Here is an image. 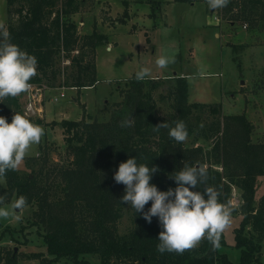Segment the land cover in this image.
Wrapping results in <instances>:
<instances>
[{
  "label": "trees",
  "instance_id": "trees-1",
  "mask_svg": "<svg viewBox=\"0 0 264 264\" xmlns=\"http://www.w3.org/2000/svg\"><path fill=\"white\" fill-rule=\"evenodd\" d=\"M85 2L6 0L8 16L0 31H7L12 42L37 57V74L30 83L46 84L56 79L57 60L62 57L68 60L69 72L59 86L84 89L95 85L96 48L104 43L105 35L96 29L90 34L78 33L71 16ZM124 15L126 11L119 21H124ZM221 16L233 22L264 20V0H229L221 8ZM157 79L137 80L134 73L107 121L91 120L87 116L58 122L64 129L66 150L71 155L65 164L53 163L48 168V150L39 147L37 156L25 160L30 173L16 169L2 177L5 187L0 192V200L6 203L19 195L27 197V206L33 208L30 224L36 227L51 256L31 252L25 254L26 258L38 259L40 264H55L61 258L72 264H262L264 193L257 204L254 199L256 177L264 175V143L252 142V124L244 113L220 118V104L189 102L188 80L182 74L173 76V85L167 94L172 100L170 110L164 115L157 114L151 95V90L160 85ZM205 107L209 108L212 120L205 122L200 133L213 142L208 151L201 144H178L168 136V129L156 128L164 120L170 124L183 120L191 136L198 131L201 119L195 111L201 112ZM15 112L23 113L19 96L0 101V115L6 116L9 122ZM132 115L134 126L121 127V121ZM129 156L157 166L151 183L161 190L176 187L170 174L182 167L183 162L209 163L208 184L219 189L220 199L229 202L232 186L240 194L242 217L234 229V244H227L222 232L218 246L202 239L182 253H160L157 244L162 228L158 218L153 217L148 223L130 206L131 228L121 233L118 222L127 205L119 199L125 186L116 183L113 174ZM150 204L151 201L145 209ZM231 248L239 251L236 261L229 257ZM89 255L97 260H89L86 257ZM0 261H3L0 264H16V254L11 250L3 258L0 252Z\"/></svg>",
  "mask_w": 264,
  "mask_h": 264
},
{
  "label": "rangeland",
  "instance_id": "rangeland-1",
  "mask_svg": "<svg viewBox=\"0 0 264 264\" xmlns=\"http://www.w3.org/2000/svg\"><path fill=\"white\" fill-rule=\"evenodd\" d=\"M100 1L109 2L112 14L117 10L121 11L123 7V0ZM153 2V10L156 11L153 14V23L157 26L149 30L151 38L148 43L145 42L141 31L133 34L124 32L130 26L127 23L117 26V31L123 34L113 50L106 49L110 46L107 41L96 48L98 69L95 72L97 80L93 87L75 89L59 86L69 72L66 68L69 63L67 58L61 57L57 60L56 79L40 84L42 94L40 112L35 111L26 115L44 128V134L38 144L29 148L17 168L20 173L31 172L25 160L37 156L42 147L48 150V168H51L53 163L61 165L68 162L71 155L66 150L64 129L58 122L63 119L79 120L87 116L100 122L109 120L116 104L123 98L127 80L136 72L133 69L137 70L140 66L151 69L148 78L154 80L158 78L160 81V85L151 90L157 114L164 115L170 110L172 100L167 94L173 85V76L182 74L188 80L189 102L220 104V118L226 114L244 113L252 124V142L264 143V20L257 18L228 21L220 17L221 8H209L208 0L174 1L160 5L157 4V0ZM147 5L143 9H146ZM159 6L160 11H157ZM104 7L106 4L102 2L93 4V1L86 0L81 13L74 19L78 33L90 34L93 29H99L108 36L112 35L116 26L109 25L116 19L114 21L111 18L113 16H106L105 13L108 11ZM98 10L104 17L103 21L99 18ZM6 16H8L6 0H0V27L5 26ZM122 16L119 15L117 18ZM160 16L163 17L164 23L159 21L162 18ZM129 48L139 49V55L134 56L135 60L128 59ZM162 54H167L173 59L165 69L155 64L156 58ZM18 96L23 110L28 90ZM195 114L201 118L198 131L188 136L184 144L187 146L201 144L203 149L208 151L213 142L204 138L200 130L206 126L205 122L212 120V114L208 107L201 112L195 111ZM213 167L222 169L220 166ZM3 187L5 180L0 178V192ZM263 193L264 175H260L256 177L255 204ZM239 195L238 189L232 186L229 202L235 206V210L232 212L231 223L223 231L225 241L231 246L234 244V229L242 217L239 213L241 203ZM11 202L3 203V206L7 207ZM32 210V207L27 206L19 222L11 218H0L1 255L4 258L13 250L16 254V264H40L38 259L25 257V254L31 252H42L48 258L51 257L46 252V245L38 235L36 227L30 224ZM130 214L128 207L125 208L118 222L121 233L131 228ZM238 255L237 249H230L229 257L233 261L238 259ZM86 257L91 261L97 260L94 255ZM261 261L264 264V240ZM55 264L72 263L61 258Z\"/></svg>",
  "mask_w": 264,
  "mask_h": 264
},
{
  "label": "clouds",
  "instance_id": "clouds-1",
  "mask_svg": "<svg viewBox=\"0 0 264 264\" xmlns=\"http://www.w3.org/2000/svg\"><path fill=\"white\" fill-rule=\"evenodd\" d=\"M229 0H208L210 9L226 7ZM173 59L167 54L158 56L157 67L167 68ZM38 60L34 54L12 42L7 31H0V101L6 97H16L26 92L30 80L37 74ZM151 69L140 66L135 72L137 80L150 75ZM134 116L121 121V127H132ZM157 129H168V136L178 144L188 137L183 120L168 123L166 120L156 125ZM44 128L25 114L15 112L11 122L0 115V178L9 170H16L24 160L29 148L38 144ZM157 166L142 161L137 156H129L119 163L113 178L123 184L124 193L119 201L130 206L136 214H142L151 223L157 217L162 230L159 232L157 250L160 253H182L195 247L202 239L214 246L219 245L220 234L231 223L235 206L220 199L216 186L208 184L209 172L206 164L183 162V166L170 174L176 187L161 190L151 183ZM202 189V190H201ZM151 201L150 207L145 206ZM27 197L19 195L9 206L0 200V218H11L19 222L27 207Z\"/></svg>",
  "mask_w": 264,
  "mask_h": 264
},
{
  "label": "crops",
  "instance_id": "crops-1",
  "mask_svg": "<svg viewBox=\"0 0 264 264\" xmlns=\"http://www.w3.org/2000/svg\"><path fill=\"white\" fill-rule=\"evenodd\" d=\"M91 1H93V4H96V3H100L101 4V2H102V4H106V7H104V9H106L108 11V12L105 13L106 16H113L111 18L114 21L116 19V21L113 24L109 25L111 27L116 26V27L113 28L112 35L108 36L106 33H103L99 29H96L97 32L102 33V34L105 35L104 42L107 41L108 44H110V46L106 47L107 50H110V51L113 50L114 46L118 44L119 38L123 34V33H120L119 31H117V26L119 24H127V23H129L130 24L129 28L126 31H124V32L133 34L136 31H141L143 33V37H144L145 42L146 43L149 42V40L151 38L150 37V33L151 32L149 30L152 27L157 26V24L153 23V21H154L153 14H154V12H156L155 9L153 10V6H154L153 5L154 4L153 1H155V0H123L122 1L123 7H122L121 11L117 10L116 13H114V14L111 13V7H110L109 2L100 1V0H91ZM157 1H158L157 4L160 5L162 3L163 4H168V3L174 2L175 0H161V1L157 0ZM147 3H149V4L147 5ZM145 5H147V8H148L147 11H146L147 8L143 9V7H146ZM124 11H126V15H124V18H123L124 21L117 22L119 20V18H117V16L123 15ZM157 11H160V6H159V9H157ZM79 13H81V10L78 13H75V14H73L71 16L72 20H74L76 18V16L79 15ZM98 14H99V18L103 21L104 17L102 16V13H100V11H99ZM160 17H162V16H160ZM162 19H163V17L159 21L161 23H164V20H162ZM137 46L139 48L140 45L138 44ZM144 46H145V44H144ZM129 49L130 50L128 51V59L129 60H133V59L135 60L136 59L135 58L136 55H139V52H140L139 49H136V48H129ZM97 66H98V62H97V51H96V53H95V67H96V70L98 69ZM133 71L135 72L136 70L133 69Z\"/></svg>",
  "mask_w": 264,
  "mask_h": 264
},
{
  "label": "built area",
  "instance_id": "built-area-1",
  "mask_svg": "<svg viewBox=\"0 0 264 264\" xmlns=\"http://www.w3.org/2000/svg\"><path fill=\"white\" fill-rule=\"evenodd\" d=\"M220 17H218L219 19ZM34 91V92H32ZM41 92H40V84L30 83V87L28 89V97L27 101L24 105L23 114L29 115L30 113H34L35 111L40 112L41 110ZM240 200V198H239Z\"/></svg>",
  "mask_w": 264,
  "mask_h": 264
}]
</instances>
